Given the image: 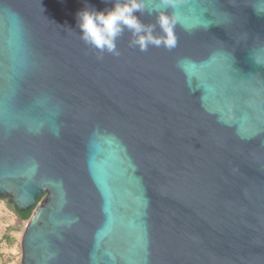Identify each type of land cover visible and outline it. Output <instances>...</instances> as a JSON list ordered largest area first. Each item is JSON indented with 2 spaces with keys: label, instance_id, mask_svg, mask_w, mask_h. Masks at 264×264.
Returning a JSON list of instances; mask_svg holds the SVG:
<instances>
[{
  "label": "water",
  "instance_id": "1",
  "mask_svg": "<svg viewBox=\"0 0 264 264\" xmlns=\"http://www.w3.org/2000/svg\"><path fill=\"white\" fill-rule=\"evenodd\" d=\"M143 2L173 48L86 45L76 14L109 0H0V198L34 209L21 264H264V0Z\"/></svg>",
  "mask_w": 264,
  "mask_h": 264
},
{
  "label": "clouds",
  "instance_id": "2",
  "mask_svg": "<svg viewBox=\"0 0 264 264\" xmlns=\"http://www.w3.org/2000/svg\"><path fill=\"white\" fill-rule=\"evenodd\" d=\"M111 8L98 11L87 5L76 14L77 28L82 41L97 51L119 55L117 39L127 30L133 39L130 44L141 51L149 47L173 48L177 43L175 21L165 12L156 15L154 24L145 23L143 0H109ZM157 28L159 34H157Z\"/></svg>",
  "mask_w": 264,
  "mask_h": 264
},
{
  "label": "rangeland",
  "instance_id": "3",
  "mask_svg": "<svg viewBox=\"0 0 264 264\" xmlns=\"http://www.w3.org/2000/svg\"><path fill=\"white\" fill-rule=\"evenodd\" d=\"M29 221H23L7 198H0V264H21L22 240Z\"/></svg>",
  "mask_w": 264,
  "mask_h": 264
},
{
  "label": "trees",
  "instance_id": "4",
  "mask_svg": "<svg viewBox=\"0 0 264 264\" xmlns=\"http://www.w3.org/2000/svg\"><path fill=\"white\" fill-rule=\"evenodd\" d=\"M44 198V195H42L40 198H39V200H42ZM16 210H17V213H18V215H19V217L23 220V221H29L30 219H31V217H32V215H33V210L34 209H32V210H29V211H27V212H21L19 209H17L16 208Z\"/></svg>",
  "mask_w": 264,
  "mask_h": 264
}]
</instances>
